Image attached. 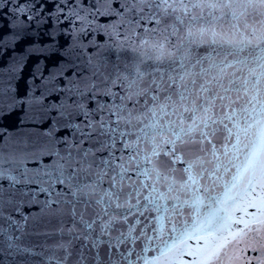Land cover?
<instances>
[{
  "label": "snow or ice",
  "instance_id": "obj_1",
  "mask_svg": "<svg viewBox=\"0 0 264 264\" xmlns=\"http://www.w3.org/2000/svg\"><path fill=\"white\" fill-rule=\"evenodd\" d=\"M0 264H264V0H0Z\"/></svg>",
  "mask_w": 264,
  "mask_h": 264
}]
</instances>
